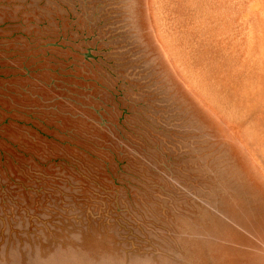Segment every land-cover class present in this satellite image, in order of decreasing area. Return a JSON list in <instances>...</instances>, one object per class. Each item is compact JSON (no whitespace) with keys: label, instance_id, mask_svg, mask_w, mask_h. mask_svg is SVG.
I'll return each instance as SVG.
<instances>
[{"label":"rangeland","instance_id":"374dc122","mask_svg":"<svg viewBox=\"0 0 264 264\" xmlns=\"http://www.w3.org/2000/svg\"><path fill=\"white\" fill-rule=\"evenodd\" d=\"M0 264H264V0H0Z\"/></svg>","mask_w":264,"mask_h":264}]
</instances>
